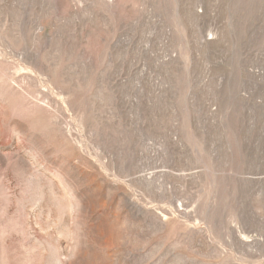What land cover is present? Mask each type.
Listing matches in <instances>:
<instances>
[{
  "label": "rangeland",
  "instance_id": "obj_1",
  "mask_svg": "<svg viewBox=\"0 0 264 264\" xmlns=\"http://www.w3.org/2000/svg\"><path fill=\"white\" fill-rule=\"evenodd\" d=\"M0 264H264V0H0Z\"/></svg>",
  "mask_w": 264,
  "mask_h": 264
}]
</instances>
